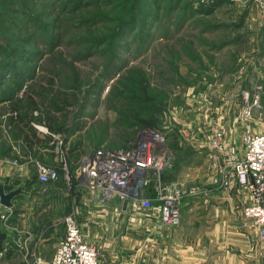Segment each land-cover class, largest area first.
Returning <instances> with one entry per match:
<instances>
[{"label":"rangeland","instance_id":"obj_1","mask_svg":"<svg viewBox=\"0 0 264 264\" xmlns=\"http://www.w3.org/2000/svg\"><path fill=\"white\" fill-rule=\"evenodd\" d=\"M135 1L0 0V154L18 136L14 115L62 130L63 157L128 146L149 123L166 135L162 179L195 196L208 123L231 141L264 133V102L243 78L256 81L264 0H143L133 25L122 26Z\"/></svg>","mask_w":264,"mask_h":264},{"label":"crops","instance_id":"obj_2","mask_svg":"<svg viewBox=\"0 0 264 264\" xmlns=\"http://www.w3.org/2000/svg\"><path fill=\"white\" fill-rule=\"evenodd\" d=\"M253 52L259 58L254 60L256 81L250 80L252 75L248 76L247 71L243 78L254 88L253 97L258 95L264 102V46L255 47ZM25 121L16 120L14 130L18 131V136L5 142L7 151L0 154V185L6 191L22 189L13 201V207L6 209L10 216L15 214L13 224L10 223L7 229L2 222V230L12 237L4 242L0 264H38L52 259L65 232V228L55 230L62 222L55 216L62 214L77 217L85 240L98 249L100 264H262L264 244L253 239L255 228L242 215V207L250 200V195L236 182H232L229 189L223 187L222 176L216 168L222 160V151H213L209 146L215 129L222 130L226 146L240 147L242 135L231 141L218 122L208 123L204 142L207 147L204 187L195 196L184 193L180 202V223L165 226L160 220L158 202L150 209L118 199L100 206V194L90 190L77 176L84 155L82 151L77 147L63 157L61 149V153L56 150L60 136L66 138L62 130L50 131L39 123L34 126L36 129H31L24 125ZM69 123L68 127L71 126ZM78 133L76 131L72 136ZM99 146L102 144L91 151ZM214 153L219 163H216ZM13 160L18 165L13 164ZM61 160L70 164V180L60 169ZM36 162L57 167L58 179L45 185L39 183ZM59 185L66 190V199H63V191L56 188ZM37 188L52 190L47 195ZM45 223H49L47 227H44Z\"/></svg>","mask_w":264,"mask_h":264},{"label":"built area","instance_id":"obj_3","mask_svg":"<svg viewBox=\"0 0 264 264\" xmlns=\"http://www.w3.org/2000/svg\"><path fill=\"white\" fill-rule=\"evenodd\" d=\"M254 98L256 100L259 96L254 95ZM61 145L62 140L56 143L59 153ZM209 146L213 151H222L221 162L216 153L214 159L219 163L216 168L222 176L223 187L229 189L232 182H236L247 189L250 200L242 207V215L253 224L258 242L264 244V133L247 131L241 137L239 149L237 145L226 146L223 132L215 129ZM166 152V135L160 129L140 127L137 137L128 146L111 148L102 145L84 154L77 176L90 190L97 191L103 202L116 198L139 204L144 209H150L154 202H158L161 223L176 226L180 223V202L184 194L173 182H166L161 177ZM12 163L18 165L16 160ZM60 164V169L70 180L66 161L61 160ZM35 165L39 183L45 185L58 179L57 167L39 162ZM191 193L195 191L188 192ZM10 215L5 210L2 222L5 223ZM64 225L65 232L53 258L38 264H100L98 249L85 240L77 217L66 215ZM261 263L264 264V247L261 248Z\"/></svg>","mask_w":264,"mask_h":264},{"label":"water","instance_id":"obj_4","mask_svg":"<svg viewBox=\"0 0 264 264\" xmlns=\"http://www.w3.org/2000/svg\"><path fill=\"white\" fill-rule=\"evenodd\" d=\"M22 192L21 187L6 191L3 185H0V204L2 209L0 210V253L4 250V242L12 237L7 231L2 230V215L6 209L13 207V201L17 195Z\"/></svg>","mask_w":264,"mask_h":264},{"label":"trees","instance_id":"obj_5","mask_svg":"<svg viewBox=\"0 0 264 264\" xmlns=\"http://www.w3.org/2000/svg\"><path fill=\"white\" fill-rule=\"evenodd\" d=\"M73 1V0H72ZM92 1H96V0H92ZM98 1V0H97ZM107 1H112V0H107ZM143 5V0H137V1H135L134 2V7L132 6V13H131V15H130V17L125 21V22H123L122 23V26L123 25H125V26H127V25H129L130 26V24H132L133 22H135L136 21V19H137V16L139 15V13H140V8H141V10H142V6ZM133 25V24H132ZM119 27V26H118ZM121 27V26H120ZM17 116V120H20L21 122L22 121H25L24 119V117L22 116V115H16ZM140 123H142V122H140ZM24 125L25 126H27V125H29V123H27L26 121L24 122ZM30 126V125H29ZM144 126H148V127H152V124H149V123H143V124H141V127H144ZM30 128L32 129V127L30 126Z\"/></svg>","mask_w":264,"mask_h":264}]
</instances>
